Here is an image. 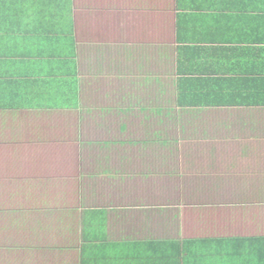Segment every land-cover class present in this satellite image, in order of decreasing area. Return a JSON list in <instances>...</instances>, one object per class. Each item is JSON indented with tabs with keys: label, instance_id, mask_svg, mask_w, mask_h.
<instances>
[{
	"label": "crops",
	"instance_id": "obj_1",
	"mask_svg": "<svg viewBox=\"0 0 264 264\" xmlns=\"http://www.w3.org/2000/svg\"><path fill=\"white\" fill-rule=\"evenodd\" d=\"M0 264H264V0H0Z\"/></svg>",
	"mask_w": 264,
	"mask_h": 264
}]
</instances>
